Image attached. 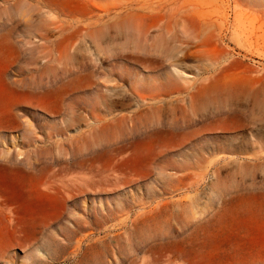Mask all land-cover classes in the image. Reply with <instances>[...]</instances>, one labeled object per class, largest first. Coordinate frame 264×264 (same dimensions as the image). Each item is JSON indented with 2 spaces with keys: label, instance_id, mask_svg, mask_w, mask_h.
<instances>
[{
  "label": "rangeland",
  "instance_id": "obj_1",
  "mask_svg": "<svg viewBox=\"0 0 264 264\" xmlns=\"http://www.w3.org/2000/svg\"><path fill=\"white\" fill-rule=\"evenodd\" d=\"M159 1L210 12L216 22L212 32L221 30L223 38L207 50L211 55L227 51L223 78L231 77L241 90L239 113L195 127L187 148L161 153L154 137L133 157L118 152L127 140L125 128L91 132L88 125L94 121L85 120L98 105V86L113 88L108 77L120 70L116 63L127 78L154 85V42L161 39L153 35L146 42L126 14L103 12L126 0H0V78H19L44 89L73 81L57 110L18 103L15 113L22 125H31L30 132L0 128V150L21 154L59 186L64 179L79 178L73 195L61 188L59 195L41 196L44 204L28 215L6 217L0 207L5 264H264V0H208L207 9L206 0ZM47 31L50 36L43 40ZM33 42L49 43L46 49L25 46ZM12 45L26 64L19 68L21 77L7 69ZM130 53H139L142 64L131 69L125 66L129 60L116 62V56ZM187 70V81H179L183 87L194 76L196 81L209 76L207 62L188 61ZM176 97L186 98L164 96L171 102ZM137 106L134 101L116 113L129 114ZM221 110L229 107L221 105ZM151 119L143 118L141 128L149 127ZM27 179L36 186L39 173ZM9 208L17 212L18 206Z\"/></svg>",
  "mask_w": 264,
  "mask_h": 264
},
{
  "label": "bare ground",
  "instance_id": "obj_2",
  "mask_svg": "<svg viewBox=\"0 0 264 264\" xmlns=\"http://www.w3.org/2000/svg\"><path fill=\"white\" fill-rule=\"evenodd\" d=\"M154 1L156 0H126L125 3L121 2L114 4L103 10L106 14L115 10L119 11L121 14H126L130 21L137 22L138 28L135 30V33L144 36L146 42H149L153 35L154 38L161 39V42H154V71H150L154 73V85L152 87H147L139 81H135L131 75L127 78L126 74L122 71L123 65H121V63H116L115 66L117 67L119 64L120 70L111 74L110 78L108 77V84H113V88L100 85L96 89L100 92L96 102L101 107L104 106V109L100 107L97 108V105L85 120V122H89L90 120L94 121V125H88V127H91V132L104 129L108 126H120L125 128L128 136L127 140L122 142L123 144L118 150L120 155L135 157L142 154L145 151L146 144L149 145V143L154 142V137L161 143L159 145V151L161 153L169 152L174 148H187L190 143H192L191 135L195 127L198 128L200 124L207 122L208 119L214 122L215 120L217 121L218 118L222 119L221 117H227L229 120L235 117L237 114L236 106L241 99V90L235 86L238 84L230 80L231 77L229 80V77L223 78L225 67H223L221 61L226 57L227 51L223 50L219 55H211L208 53L207 47L214 44L220 45L222 40L221 42L218 41L223 38H221L222 31L220 28L219 33H221V36L219 33L212 32V24H214L215 21L212 23L213 18L209 15L210 12L209 14L206 13V10V12H203V8L202 10H198V6L196 7V5L195 7L197 10L194 8V10L187 9V4L184 3L185 6L182 3V5L176 6L178 0H176L177 3L175 6H172L173 3L169 6L166 3H161L162 1L159 0L157 1L160 4L154 6ZM206 1L207 5L205 8L210 1L213 3L212 0ZM66 5L65 7H67ZM189 5L190 4H188V6ZM52 19L54 24L60 23V19L54 17H52ZM261 24L262 23H260L259 26H261ZM214 26L216 25L214 24ZM261 29L263 28L261 27ZM50 33V31L42 33V39L48 40ZM247 40L248 39H246V41ZM43 43L44 45L42 46H40L41 44L39 42H33L25 46L27 47L33 44L38 45L37 47L41 49H46L45 45L49 42ZM250 46H252V44H250ZM14 47L15 46L12 45V58L7 65V69L10 70L11 75L21 77L23 73L19 72V68L26 66V64L24 65L21 63L20 52L15 50ZM130 54L132 55L126 54V57L121 54L116 56L115 60L116 62L129 60L128 64L125 65L127 68H131L133 64H142L143 57L141 58V56H138L140 55L139 53ZM191 60L201 61L202 63L207 62L209 76L202 79V81H196V77L194 76L193 81H189L187 87H183L179 84V81H187L184 75H186L188 71L187 62ZM137 70L138 69H134L135 72ZM32 72L33 71H31V73ZM81 72L83 73L82 69ZM236 78L238 79V77ZM254 82L255 81H252L253 84ZM72 84L73 81L69 78L62 84H53L50 88L44 89L43 87L27 84L26 81L19 78L14 79L10 76L1 77L0 128H21V133L27 135L30 132L31 125L25 123L24 126L20 123V117L15 113L16 105L18 103L33 104L36 102L42 106L48 105L50 110H57L59 108L60 99L66 94L67 89ZM125 85L129 86L128 90L125 89ZM100 87H104L106 91L102 88L99 89ZM173 94H176V96L185 95L187 99L176 97L175 100L171 102L164 98V96L166 97ZM8 101L9 103H7ZM134 101L138 104L136 110L129 114L116 113L118 108L125 110L127 107L131 106V103ZM128 102L130 103L128 104ZM200 104L201 106H199ZM212 105L214 106V110L211 112L210 106ZM221 105H227L229 110H221ZM96 109L98 112H95ZM105 112L106 114H104ZM149 116H152L150 126L141 128V120ZM260 121L264 122V112L260 115ZM200 129L201 128H199V130ZM261 142L262 140L260 143ZM10 152V150H0V207H2V205L4 206L3 210L5 211L6 217L10 215L12 217L13 214H30L32 209L44 204L41 200V196L59 195L61 188L68 189L70 195H73L71 191L74 184L79 181L78 177L69 180L64 179V182H59L62 186H59L56 180L53 182L47 180V175L45 176L43 174V168H33L29 165V160L20 159L22 156L21 154L15 155ZM84 166L85 165H82V167ZM75 167H77V165H75ZM33 171L39 173L40 177L39 183L36 186L28 184L27 178ZM56 176L57 175L54 174V177ZM10 204H16L18 206L17 212L9 208ZM6 255L7 249L0 248V264H5L4 260H6Z\"/></svg>",
  "mask_w": 264,
  "mask_h": 264
}]
</instances>
